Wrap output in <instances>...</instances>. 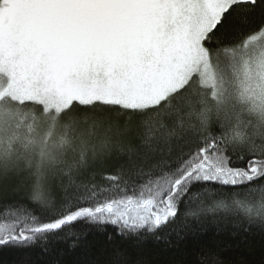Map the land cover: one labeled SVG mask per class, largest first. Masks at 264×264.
<instances>
[{
    "label": "snow or ice",
    "instance_id": "6c2138e0",
    "mask_svg": "<svg viewBox=\"0 0 264 264\" xmlns=\"http://www.w3.org/2000/svg\"><path fill=\"white\" fill-rule=\"evenodd\" d=\"M222 234L264 246V0H0V264Z\"/></svg>",
    "mask_w": 264,
    "mask_h": 264
},
{
    "label": "trees",
    "instance_id": "16d2710c",
    "mask_svg": "<svg viewBox=\"0 0 264 264\" xmlns=\"http://www.w3.org/2000/svg\"><path fill=\"white\" fill-rule=\"evenodd\" d=\"M219 243L227 245L222 252L224 256L232 257L233 255H240L245 257L249 261V264H259L262 249H264L259 234L240 236L239 238L222 234L219 237ZM142 251L147 253L151 259L160 261L161 264H166V262L171 260L170 251L163 245L149 244Z\"/></svg>",
    "mask_w": 264,
    "mask_h": 264
}]
</instances>
